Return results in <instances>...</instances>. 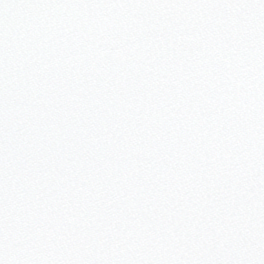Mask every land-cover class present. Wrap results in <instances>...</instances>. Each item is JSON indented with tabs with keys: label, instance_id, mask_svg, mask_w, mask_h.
<instances>
[{
	"label": "snow or ice",
	"instance_id": "6c2138e0",
	"mask_svg": "<svg viewBox=\"0 0 264 264\" xmlns=\"http://www.w3.org/2000/svg\"><path fill=\"white\" fill-rule=\"evenodd\" d=\"M0 264H264V0H0Z\"/></svg>",
	"mask_w": 264,
	"mask_h": 264
}]
</instances>
